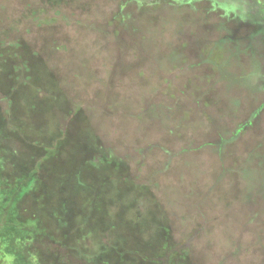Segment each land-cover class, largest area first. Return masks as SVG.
<instances>
[{
	"label": "rangeland",
	"instance_id": "rangeland-1",
	"mask_svg": "<svg viewBox=\"0 0 264 264\" xmlns=\"http://www.w3.org/2000/svg\"><path fill=\"white\" fill-rule=\"evenodd\" d=\"M57 1L0 0V41L35 53L103 146L129 158L175 253L189 264H264L258 0ZM242 125L222 157L212 151Z\"/></svg>",
	"mask_w": 264,
	"mask_h": 264
},
{
	"label": "trees",
	"instance_id": "trees-1",
	"mask_svg": "<svg viewBox=\"0 0 264 264\" xmlns=\"http://www.w3.org/2000/svg\"><path fill=\"white\" fill-rule=\"evenodd\" d=\"M4 43L0 264H189L186 252L173 251L164 210L149 186L131 175L129 158L103 146L84 110L45 65L38 66L35 53ZM243 127L221 136L212 151L222 157ZM183 142L193 150L192 142Z\"/></svg>",
	"mask_w": 264,
	"mask_h": 264
},
{
	"label": "flooded vegetation",
	"instance_id": "flooded-vegetation-1",
	"mask_svg": "<svg viewBox=\"0 0 264 264\" xmlns=\"http://www.w3.org/2000/svg\"><path fill=\"white\" fill-rule=\"evenodd\" d=\"M260 0H258V4H260V2H259ZM225 6H227V5H225ZM259 8V7H258ZM260 9V8H259ZM259 9H257V10H259ZM259 16H260V19H259V21L261 22V23H263L264 21V17H262L261 15H260V13H259ZM260 22H259V24L256 26V27H258V26H260Z\"/></svg>",
	"mask_w": 264,
	"mask_h": 264
}]
</instances>
